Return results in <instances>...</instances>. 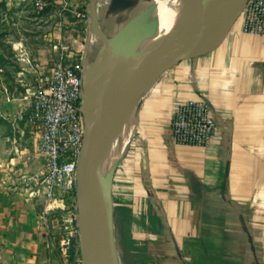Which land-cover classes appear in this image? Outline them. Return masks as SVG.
<instances>
[{
  "label": "crops",
  "instance_id": "1",
  "mask_svg": "<svg viewBox=\"0 0 264 264\" xmlns=\"http://www.w3.org/2000/svg\"><path fill=\"white\" fill-rule=\"evenodd\" d=\"M0 1V125H13L0 135V264H67L59 249L66 202L45 226L44 199L30 195L46 156L25 127L29 94L59 65L87 66L74 57L93 53L97 39L100 53L103 37L123 35L135 48L155 38L161 0H95L94 9L91 0H52L43 12L36 0ZM78 23L86 43L74 33ZM231 25L216 46L183 56L138 98L113 186L115 207L133 220L127 264H264V36L246 32L242 14ZM201 99L216 122L212 140L175 142L176 107Z\"/></svg>",
  "mask_w": 264,
  "mask_h": 264
},
{
  "label": "bare ground",
  "instance_id": "2",
  "mask_svg": "<svg viewBox=\"0 0 264 264\" xmlns=\"http://www.w3.org/2000/svg\"><path fill=\"white\" fill-rule=\"evenodd\" d=\"M243 2L244 0H205L204 3L199 0H161L156 9L158 35L145 40L136 48L133 47L137 56L129 51L124 52V48H132L127 38L122 39L121 47L112 43V55L106 50L102 62L90 73L91 80L83 108L88 120H94V101L103 120L96 166L98 197L108 193L114 164L125 155L132 140L137 123L133 107L135 100L147 93L161 73L154 62L163 55L173 56L180 52L184 38L192 30L190 24L193 18L206 9L208 11L197 21L195 37L186 42L188 53H200L216 46L232 26L231 14ZM94 213L102 223L108 222L110 203L105 212L95 210ZM85 262L98 264L93 258L87 259L86 256ZM112 264H119L117 253Z\"/></svg>",
  "mask_w": 264,
  "mask_h": 264
},
{
  "label": "built area",
  "instance_id": "3",
  "mask_svg": "<svg viewBox=\"0 0 264 264\" xmlns=\"http://www.w3.org/2000/svg\"><path fill=\"white\" fill-rule=\"evenodd\" d=\"M51 1L40 0L39 9L44 10ZM242 15L246 32L264 36V0H248ZM83 70L80 63L59 65L42 77L29 94L28 119L39 131V150L46 156L43 171L32 176L37 188L30 195L44 199L45 226L50 212L60 208L58 203H65L78 185V165L85 142L80 108ZM209 103L204 99L187 100L176 107L171 121L175 142L198 147L212 140L216 122Z\"/></svg>",
  "mask_w": 264,
  "mask_h": 264
},
{
  "label": "water",
  "instance_id": "4",
  "mask_svg": "<svg viewBox=\"0 0 264 264\" xmlns=\"http://www.w3.org/2000/svg\"><path fill=\"white\" fill-rule=\"evenodd\" d=\"M205 0H199L200 3H204ZM248 0H244L242 6L238 8L231 14L232 23L242 14L245 5ZM95 0H91V6L94 9ZM208 10L202 11L198 16H195L191 22V32L189 36L184 38V44L181 45L180 52L173 56L163 55L160 60L154 62V64L161 69L159 76L168 68L171 67L176 61L185 55H188L189 47L186 42L192 40L197 33V21L203 16ZM95 31L98 32L99 28L96 22H94ZM125 37L119 35L113 38L103 37L104 45L100 51L98 58L94 62L90 73L96 69L102 62L105 56L106 50L112 55V43L116 44L118 47L122 46V39ZM129 50L124 48V52L129 51L132 55H136V52L131 46ZM123 49V48H122ZM137 56V55H136ZM89 73L87 86L90 83L91 75ZM158 76V78H159ZM157 78V79H158ZM87 93V88H86ZM92 101V109L95 112V118L92 121L87 120L85 124V142L83 151L80 157L78 165V212L80 218V228L82 237V247L84 255L89 258H93L98 264H112L114 261V255L117 253L116 241H115V231L113 226V216L110 211V216L108 222L102 223L101 220L95 215L94 211L97 210L100 213L105 212L108 207L109 198L108 193L103 197H98L96 194V189L99 187L98 177L96 176V166H97V151L99 144V134L103 125V120L98 111L97 105ZM122 158V157H121ZM119 159L112 169L116 168ZM110 185V184H109ZM109 191V189H108ZM119 261V260H118ZM85 264H88L85 262Z\"/></svg>",
  "mask_w": 264,
  "mask_h": 264
},
{
  "label": "rangeland",
  "instance_id": "5",
  "mask_svg": "<svg viewBox=\"0 0 264 264\" xmlns=\"http://www.w3.org/2000/svg\"><path fill=\"white\" fill-rule=\"evenodd\" d=\"M42 1V0H41ZM40 0H36L35 2V7L37 12H43L44 10H40L38 7ZM50 5V4H49ZM4 13V4L2 1H0V18ZM6 32V29L3 28L0 25V53L1 57L4 56V54L7 52L6 50V45L4 43V34ZM75 35L77 36V39L79 43H86L89 41V38L87 37V33L84 30V28L81 27V24L78 23V27L75 30ZM101 40L97 39L95 43V50L92 52H88L89 48L86 49L85 53H78L75 55V61L74 62H84L87 63V66L84 67L83 70V96L81 99L80 103V108H81V113L82 117L84 120V124L87 123V116L84 111V100L86 96V86H87V81L89 73L91 71V68L94 64V61L96 60L98 54V51L101 47ZM89 54V56H88ZM4 87L0 85V101L2 100L3 93H4ZM3 91V92H2ZM137 100H135L133 107L135 111V115L137 113ZM26 118V130L27 133L30 136V140L33 142L34 147L38 150L37 152L43 153L42 151L39 150V131L35 128V126L29 121L28 116ZM10 129H13V125H6L2 124L0 125V135L3 136L4 133L7 134V132H11ZM3 138V137H2ZM4 143V142H3ZM44 154V153H43ZM123 158V157H122ZM121 158V159H122ZM2 162V161H1ZM121 160L119 161L118 165L116 168L113 170L111 174V180H110V185H109V191H108V198H109V203H110V211L113 216V226H114V231H115V241H116V247H117V252H118V260L119 264H127L128 261L130 262V257L128 258V248L130 245H134L135 243V237L132 235V215L127 212L126 209L118 208V206L115 207V202L113 201V186H114V177L116 176V173L118 171V167L120 164ZM2 167V165H0ZM21 177V176H20ZM66 206L64 208L63 214H59L62 222V238L59 243V249L61 254L63 255L64 259H66L67 264H85V255L83 252V247H82V237H81V228H80V218H79V212H78V189L75 188V192L72 193L66 200ZM56 211L51 212L52 213H58ZM49 214V215H50ZM48 215V216H49ZM70 218L71 220L69 222H66V218ZM68 226V227H67Z\"/></svg>",
  "mask_w": 264,
  "mask_h": 264
}]
</instances>
